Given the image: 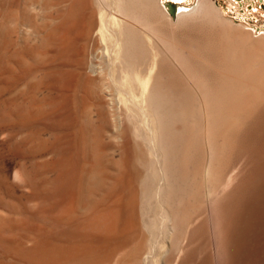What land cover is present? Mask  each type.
<instances>
[{
    "label": "rangeland",
    "instance_id": "rangeland-1",
    "mask_svg": "<svg viewBox=\"0 0 264 264\" xmlns=\"http://www.w3.org/2000/svg\"><path fill=\"white\" fill-rule=\"evenodd\" d=\"M160 1L172 18L198 3ZM167 1L176 6L173 15ZM211 2L230 28L204 19L174 29L209 84L218 78L227 38L241 29L251 39L264 37V0ZM97 19L93 0H0V264H176L181 257L184 264H212L206 238L186 256L182 250H162L158 258L157 251L148 252L154 209L141 192L147 172L141 163L148 157L99 73L107 56ZM162 70L159 82L174 100L186 102L190 90L167 82L174 76ZM260 92L262 103L243 111L246 125L238 137L251 147L264 133V79ZM69 193L75 201L67 205ZM186 217L183 227L194 225L195 216ZM179 239L172 243L181 249ZM242 258L234 264H244Z\"/></svg>",
    "mask_w": 264,
    "mask_h": 264
},
{
    "label": "bare ground",
    "instance_id": "bare-ground-1",
    "mask_svg": "<svg viewBox=\"0 0 264 264\" xmlns=\"http://www.w3.org/2000/svg\"><path fill=\"white\" fill-rule=\"evenodd\" d=\"M93 3L98 14L97 33L107 56L102 66L98 64L99 73L117 94L118 98L111 96L110 101L123 105L120 112H126L124 119L133 127L131 134L142 143L148 157L146 164L145 160L141 163V156L139 160L147 170L142 181L143 201L154 209L148 220L152 229L148 252L157 251L152 255L158 258L165 256L160 255L162 250H182L186 256L206 238L212 264H234V258L240 256L244 264H264V133L254 147L239 139L241 127L246 125V106L262 103L264 37L251 39L249 31L237 28L241 33L227 38L223 56H218V78L209 84L196 73L191 61L197 57L174 29L201 24L204 19L230 28L211 0H198L192 11L183 10L175 16L174 5L173 18L160 0ZM161 69L174 76L167 82H183L190 90L186 102L174 100L170 89L162 86ZM246 89L251 93L245 94ZM235 156L243 160L233 163ZM73 197L75 194L69 193L64 204L71 203ZM187 214L196 218L188 228L183 227ZM178 236L181 249L172 243ZM230 240L235 246L231 248L233 261L227 249L233 247L228 245ZM181 258L176 264L185 263Z\"/></svg>",
    "mask_w": 264,
    "mask_h": 264
},
{
    "label": "water",
    "instance_id": "water-1",
    "mask_svg": "<svg viewBox=\"0 0 264 264\" xmlns=\"http://www.w3.org/2000/svg\"><path fill=\"white\" fill-rule=\"evenodd\" d=\"M165 5L167 7V10L168 12L172 15L173 14V6L175 5L174 3L172 2H165Z\"/></svg>",
    "mask_w": 264,
    "mask_h": 264
}]
</instances>
